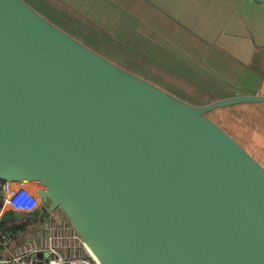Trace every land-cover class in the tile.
<instances>
[{
    "label": "water",
    "instance_id": "obj_1",
    "mask_svg": "<svg viewBox=\"0 0 264 264\" xmlns=\"http://www.w3.org/2000/svg\"><path fill=\"white\" fill-rule=\"evenodd\" d=\"M246 103L187 102L0 0V195L40 198L3 231L58 210L98 264H264V165L209 115Z\"/></svg>",
    "mask_w": 264,
    "mask_h": 264
},
{
    "label": "rangeland",
    "instance_id": "obj_2",
    "mask_svg": "<svg viewBox=\"0 0 264 264\" xmlns=\"http://www.w3.org/2000/svg\"><path fill=\"white\" fill-rule=\"evenodd\" d=\"M36 1L45 2V0ZM50 1L57 6L64 7V10H70L71 13L68 16L70 19H74V16L83 17L86 19L84 22L101 29L96 32L102 31L106 36L115 38L133 34H116L117 29L113 26L117 23V13L131 14L133 19L138 17L140 20L136 21L135 29L139 35L181 56H192V59L188 60L191 63L190 66L195 67L196 70L202 69L207 73H213L217 78L234 85L239 90L234 94L244 92L264 94V4L262 3L251 0H149L157 7L154 5V7H148L146 4L141 7V2H137L138 0L131 1L132 4L129 5H127L128 0H102L97 3L99 8L104 7L106 12L97 15L93 9V3H90L92 0H83L80 5L74 0ZM107 2L110 6L104 4ZM148 8H150V13L160 14V20L158 16L150 20ZM76 38L83 42L82 39ZM170 42L186 54L172 49ZM128 45L131 48L125 49L126 54L134 59L135 64L150 71L156 79L149 78L143 73L116 62L110 56L97 52L193 104L200 105L214 101L219 99L217 94L226 89L229 90L225 83L214 85L208 81L209 78L212 79L210 74L206 76V81H199L203 85L195 84L189 77L187 78L190 82H185V77L164 66L163 61L166 58L159 49L153 48L155 52L146 50L149 46L151 47V44L144 40L138 45L134 41ZM137 46L143 50L141 55L133 53L134 47L137 48ZM151 53H154L157 59L155 61L158 63L144 60V57L151 56ZM166 65L174 70L181 68V65L174 61H168ZM190 66L188 70H193ZM209 115L264 165V103L232 105L215 109ZM53 218L52 214L45 219L44 223ZM24 222L30 223L27 220ZM43 225H34V232L26 236L25 244L44 237ZM56 225L59 224L56 223ZM78 240H80L79 237ZM65 247L68 250L70 244H66ZM82 248L80 255L93 260L88 251L83 246ZM70 252L72 256H78V249L73 247L72 243Z\"/></svg>",
    "mask_w": 264,
    "mask_h": 264
},
{
    "label": "trees",
    "instance_id": "obj_3",
    "mask_svg": "<svg viewBox=\"0 0 264 264\" xmlns=\"http://www.w3.org/2000/svg\"><path fill=\"white\" fill-rule=\"evenodd\" d=\"M26 1L30 5H32L37 11H39L41 14L46 16L50 21L54 22L64 30H67L68 32L72 33L76 37L82 39L84 43L92 47L94 50L104 55L110 56L112 59L116 60V62L126 67L132 68L138 71L139 73H143L145 76L149 78L156 79V77L152 75L150 71L135 64L134 59L129 57V55H127L125 52V49L129 50L131 48L128 44H132L133 41L136 45H138L143 40L150 43L151 47L149 46L146 49L149 52L154 51L153 48L159 49L161 54L164 55V57L166 58V60L163 61L164 66L168 68V70H171L179 74L180 76L185 77V82L189 83L190 82L189 78H192L195 84H202L199 81H206L207 80L206 76L210 74L212 75L210 76L212 77V79L209 78L208 81H210L214 85L225 83V85H227V87L229 88V90L226 89L224 92L217 94V97H219V99L233 96L235 95L234 93H236L237 87L226 83L227 82L226 80L217 78L216 75L213 73L210 72L207 73L202 69L196 70L195 67L190 66L191 63L188 60L192 59V56L190 57L181 56L176 52L163 48L162 46L160 47L159 46L160 44L153 42L147 37H143L142 35H139L136 29L132 27L129 29L130 32L133 33L132 35L118 36L117 38L113 36H106L102 31L96 32V30H101V29L96 28L91 23L84 22L86 19H84L83 17L80 18L79 16H74V19L73 18L70 19L68 17L71 13L70 10H64V7L59 5L57 6L55 3L51 2L50 0H45V2H38L36 0H26ZM137 2L142 3V4L140 3L141 7L143 4H146L148 7L150 6L154 7L153 4H151L147 0H138ZM129 4H132L130 0H128L127 2V5ZM128 17H130V14L128 15ZM106 34L108 35V33ZM142 51L143 50L137 46V48L134 47L133 53L136 55H141ZM144 60H150L155 63H158L157 61H155L157 59L154 56V53H151V56L147 55L146 57H144ZM168 61H174L180 64L181 68H179V70L171 69L166 65ZM188 66H190L193 70H188ZM250 104H254V103H250ZM237 105L238 106L248 105V103L237 104ZM2 182L3 181H1V183ZM29 225L30 223L21 222L19 224H14L10 226V228L7 230H4V233L7 234L8 240L5 246L0 243V252L5 251V248L8 246L9 237L12 239L18 238L16 241L17 245L25 244L26 236L20 235V232L24 231V233H26ZM1 229H3L2 223H0V230ZM0 256L2 255L0 254Z\"/></svg>",
    "mask_w": 264,
    "mask_h": 264
},
{
    "label": "built area",
    "instance_id": "obj_4",
    "mask_svg": "<svg viewBox=\"0 0 264 264\" xmlns=\"http://www.w3.org/2000/svg\"><path fill=\"white\" fill-rule=\"evenodd\" d=\"M0 198V216L7 208L17 212H31L40 201L33 187L17 181H3ZM57 214L61 217L59 225L52 222L45 226L43 245L29 242L13 254L0 256V264H98L93 258L71 255L72 240L78 239V235L67 218L60 211ZM0 240L4 246L8 240L2 229ZM66 244H70L68 250Z\"/></svg>",
    "mask_w": 264,
    "mask_h": 264
},
{
    "label": "flooded vegetation",
    "instance_id": "obj_5",
    "mask_svg": "<svg viewBox=\"0 0 264 264\" xmlns=\"http://www.w3.org/2000/svg\"><path fill=\"white\" fill-rule=\"evenodd\" d=\"M74 1H75V3H77V4L80 5V3L83 0H74ZM97 1H102V0H92V1H90V3H93L92 6H93V9H94V12L97 15H101L104 12H106V10L104 9V7L99 8V5H98ZM130 1H132V0H130ZM94 2H95V4H94ZM104 4H107V6H110V3L109 2L104 3ZM111 11H112V8L110 9V12ZM147 12L149 13L148 16L151 17L150 20L155 19L156 16H158L159 17V20H160V18H161V15L160 14L159 15L158 14L156 15L154 12L153 13H150V8H148ZM117 15H118L117 23L113 27L117 29V31L115 30V32L118 35L119 34L120 35L130 34L131 32H130L129 29L131 27L135 29V25L137 23L136 21L140 20L138 17H136L135 19H133V16L131 14H130V17H128L129 14H127L125 12L123 14H122V12H119V13H117ZM236 91L239 92L238 89ZM244 93H248V92H244Z\"/></svg>",
    "mask_w": 264,
    "mask_h": 264
},
{
    "label": "crops",
    "instance_id": "obj_6",
    "mask_svg": "<svg viewBox=\"0 0 264 264\" xmlns=\"http://www.w3.org/2000/svg\"><path fill=\"white\" fill-rule=\"evenodd\" d=\"M54 215V218L53 219H51L50 221H47V222H45L44 223V221L41 223V224H44L43 225V228H44V232H46V229H45V226L48 224H50V223H52V222H54L55 224L57 223V224H59V222H60V220H61V217L57 214V213H54L53 214ZM50 222V223H49ZM16 224H19V223H16ZM41 224H39V225H41ZM14 225V224H13ZM12 226V225H11ZM3 227H4V225H3ZM10 228V227H9ZM8 228V229H9ZM34 229H35V226H34V224H31L30 223V225L28 226V230H27V232L26 233H24V231H21L20 232V235H22V236H27L28 234H30V233H32V232H34ZM3 230V229H2ZM17 239L18 238H16V239H12V238H10L9 237V241H8V246L5 248V251L3 252H0V254L2 255V256H8V255H10V254H13V253H15L17 250H19L21 247H23L24 245H26V244H21V245H17V243H16V241H17ZM44 237L43 238H40V240H32V241H29V242H36V244L37 245H43V241H44ZM28 242V243H29ZM72 244H73V247H75V248H77L78 249V254H82V251H83V248H82V245H81V242H80V240H78V239H76V240H72Z\"/></svg>",
    "mask_w": 264,
    "mask_h": 264
},
{
    "label": "bare ground",
    "instance_id": "obj_7",
    "mask_svg": "<svg viewBox=\"0 0 264 264\" xmlns=\"http://www.w3.org/2000/svg\"><path fill=\"white\" fill-rule=\"evenodd\" d=\"M89 251V250H88Z\"/></svg>",
    "mask_w": 264,
    "mask_h": 264
}]
</instances>
